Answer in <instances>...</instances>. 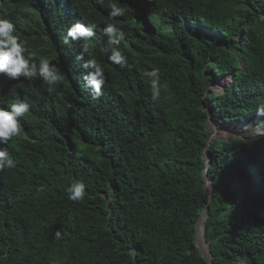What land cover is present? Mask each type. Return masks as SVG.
<instances>
[{"label": "trees", "instance_id": "1", "mask_svg": "<svg viewBox=\"0 0 264 264\" xmlns=\"http://www.w3.org/2000/svg\"><path fill=\"white\" fill-rule=\"evenodd\" d=\"M119 2L129 12L111 22L126 33L128 68L106 59L107 3L0 0L29 51L58 57L66 77L49 95L39 79L0 74V106L30 105L23 135L0 145L15 161L0 171V264H207L195 244L205 203L211 264H264V141L216 136L207 145L206 124L209 110L225 126L255 117L264 100V0ZM81 18L98 24L99 99L81 79L80 41L61 43ZM224 78L221 91L210 87ZM75 180L86 184L82 202L64 192Z\"/></svg>", "mask_w": 264, "mask_h": 264}, {"label": "clouds", "instance_id": "2", "mask_svg": "<svg viewBox=\"0 0 264 264\" xmlns=\"http://www.w3.org/2000/svg\"><path fill=\"white\" fill-rule=\"evenodd\" d=\"M106 3L108 20L102 31L107 38V44L111 46L110 50H107L106 59L120 68L131 67L129 57L120 47L125 42L126 33L121 26L111 22L118 17H124L129 9L121 6L119 0H95V4L102 7ZM97 28L96 22L81 18L69 24L61 38V43L69 49L73 42L80 41V51L76 59L81 62L80 67L84 70L81 79L92 99L101 98L102 89L107 84L105 70L93 52ZM16 33L17 28L13 21L7 16L0 15V74L16 81L21 78L39 79L45 86L46 92L49 95L54 94L66 78L58 67V57L37 60L38 53L29 51ZM147 75L150 77L148 95L152 102H156L161 96L162 89L160 69L152 67L147 71ZM29 111L30 105L25 101H17L7 107L0 106V145H7L14 137L23 135L21 118ZM253 114L260 122L258 135H264V100L256 103ZM13 167H15V161L10 151L7 147H0V171ZM64 192L67 200L82 202L87 196L86 184L81 180H75L65 187ZM63 238L62 228L55 229L53 239L60 241Z\"/></svg>", "mask_w": 264, "mask_h": 264}, {"label": "rangeland", "instance_id": "3", "mask_svg": "<svg viewBox=\"0 0 264 264\" xmlns=\"http://www.w3.org/2000/svg\"><path fill=\"white\" fill-rule=\"evenodd\" d=\"M227 82V78L219 80L214 79L212 80L210 87L214 90L221 91ZM256 120V117H252L250 119L247 118L244 121L238 122L232 126H225L221 122L210 120L208 122V129L210 133L213 131V129L211 128L212 125L215 127L216 130L220 129L216 131L217 133L215 132L214 137L234 136L243 140L253 138L255 140L264 141V135H258L260 124H256Z\"/></svg>", "mask_w": 264, "mask_h": 264}, {"label": "water", "instance_id": "4", "mask_svg": "<svg viewBox=\"0 0 264 264\" xmlns=\"http://www.w3.org/2000/svg\"><path fill=\"white\" fill-rule=\"evenodd\" d=\"M210 120H213V119L211 118V112L208 111V116L206 117V124L207 125L209 124L208 122ZM214 135H215L214 130L211 133H209L207 145L209 144L211 139L214 137ZM206 148L207 147H205V149ZM205 149H204V156L206 159V163H205V167L203 170L204 189H205V192L208 196V200L210 201L212 198L213 187L210 183V180L208 178V173H207L208 165L210 163V156L205 151ZM208 210H209L208 203H205L204 207L201 210V213L199 215L198 221L195 224V244H196L201 256L205 259L206 263L211 264L212 255H211L210 249H209V242L205 238V223H206V219L208 217ZM198 226H200V228Z\"/></svg>", "mask_w": 264, "mask_h": 264}, {"label": "bare ground", "instance_id": "5", "mask_svg": "<svg viewBox=\"0 0 264 264\" xmlns=\"http://www.w3.org/2000/svg\"><path fill=\"white\" fill-rule=\"evenodd\" d=\"M211 128H212L215 132L218 131V130H220V129H217V130H216L215 127H214L213 125H212ZM216 133H217V132H216ZM198 227L200 228V226H198Z\"/></svg>", "mask_w": 264, "mask_h": 264}]
</instances>
